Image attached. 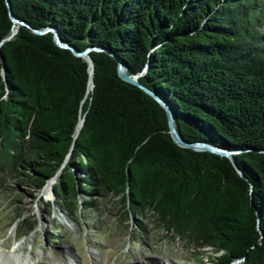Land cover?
I'll return each instance as SVG.
<instances>
[{
    "label": "trees",
    "instance_id": "trees-1",
    "mask_svg": "<svg viewBox=\"0 0 264 264\" xmlns=\"http://www.w3.org/2000/svg\"><path fill=\"white\" fill-rule=\"evenodd\" d=\"M7 1L29 27L0 45V186L35 197L58 175L66 213L120 195L137 229L150 211L213 247V264H264V0ZM12 25L0 0V41ZM44 27L77 50H106L90 52L92 90L82 58L31 30ZM116 57L171 106L182 139L234 151L242 176L225 156L176 145L163 108L119 78Z\"/></svg>",
    "mask_w": 264,
    "mask_h": 264
},
{
    "label": "rangeland",
    "instance_id": "rangeland-1",
    "mask_svg": "<svg viewBox=\"0 0 264 264\" xmlns=\"http://www.w3.org/2000/svg\"><path fill=\"white\" fill-rule=\"evenodd\" d=\"M56 177L35 197H14L10 179L0 186V264H20L13 253L29 264H213L207 257L216 256L213 247H197L166 231L150 211L138 218L144 227L137 229L134 219L123 217L120 195L97 196L95 206L75 214L62 211L51 192ZM17 217L24 228H17Z\"/></svg>",
    "mask_w": 264,
    "mask_h": 264
},
{
    "label": "water",
    "instance_id": "water-1",
    "mask_svg": "<svg viewBox=\"0 0 264 264\" xmlns=\"http://www.w3.org/2000/svg\"><path fill=\"white\" fill-rule=\"evenodd\" d=\"M6 4L8 6L9 16H10V19H11L13 25H12V29H11L10 34L6 38H4L2 41H0V45L2 44V42L4 40H9L17 32V25L18 24L28 26V24H26L22 20H19L18 18H16L12 14L11 8H10L9 3H8L7 0H6ZM31 30L34 33H36V34H46L48 32H51L53 34V39H54L55 43L60 48L68 49L75 56L82 58L88 64L87 92L89 90H92V88L94 86V82H93V78H92L93 71H94V62H93V60H92V58L90 56V52L91 51H102V50H105V49L99 48V47H95V46H88V47L84 48L83 50H77L74 46H72V45H70L68 43L62 42L60 40V36H59L58 31L55 28H52V27H44L42 29L31 28ZM0 57L2 58L1 54H0ZM3 69H4V67L2 66V74H3ZM117 74H118V76H119V78L121 80H123V81H125L127 83H130L132 85L137 86L138 88H140L145 93L150 95L154 100H156L160 104V106L163 108V110L165 111V114H166L167 124H168V133H169L172 141L176 145H178L179 147H182V148H189V149H192L194 151H207V152H210V153H213V154H217V155H220V156H225L231 161V163H232L233 167L235 168V170L242 176V172L240 171V169L238 168V166L236 164V161L232 157V154H233L234 151L228 150V149H225V148H221L219 146H216V145H213V144H210V143H206V142H202V141L188 142V141H185L184 139H182L181 136L179 135L177 129H176L175 116H174V112H173L171 106L165 100H163L161 97H159L156 93H154L152 90H150L149 88L145 87L144 85H142V84H140L138 82L137 79L141 75V73L128 74L126 65L118 58H117ZM83 121H84V118L80 117L79 120H78V123L76 125L75 131H74V138L78 135V133H79L81 127H82ZM77 127H78V129H77ZM51 192L54 193V189L53 188H51Z\"/></svg>",
    "mask_w": 264,
    "mask_h": 264
},
{
    "label": "bare ground",
    "instance_id": "bare-ground-1",
    "mask_svg": "<svg viewBox=\"0 0 264 264\" xmlns=\"http://www.w3.org/2000/svg\"><path fill=\"white\" fill-rule=\"evenodd\" d=\"M79 126V125H78ZM77 129H78V127H77ZM51 184V183H50ZM45 187V190L47 189H50V186H49V181L47 182V184H46V186H44ZM43 187V188H44ZM8 257V256H7ZM11 258H15V260H17L20 264H29V262L25 259V258H22V256L20 255H18V254H12V256H11ZM5 258L2 260L4 263H5ZM13 260V259H12Z\"/></svg>",
    "mask_w": 264,
    "mask_h": 264
},
{
    "label": "built area",
    "instance_id": "built-area-1",
    "mask_svg": "<svg viewBox=\"0 0 264 264\" xmlns=\"http://www.w3.org/2000/svg\"><path fill=\"white\" fill-rule=\"evenodd\" d=\"M56 177V176H55ZM55 181H56V178H55Z\"/></svg>",
    "mask_w": 264,
    "mask_h": 264
}]
</instances>
